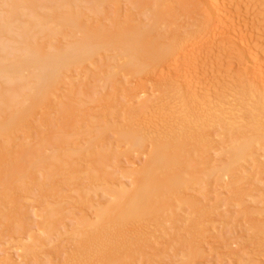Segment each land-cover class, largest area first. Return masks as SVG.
<instances>
[{
	"label": "rangeland",
	"instance_id": "374dc122",
	"mask_svg": "<svg viewBox=\"0 0 264 264\" xmlns=\"http://www.w3.org/2000/svg\"><path fill=\"white\" fill-rule=\"evenodd\" d=\"M112 1H109L110 6H108V7H105V5L106 6L109 5V4H107V2L104 5V7H102L103 5L102 6L100 5V7H102L103 10L102 9L100 10L99 6H98L99 10L97 9V7H94L97 9L96 11H94V13L96 12L95 13L96 18H94L95 15H93L94 16L93 17L92 14H90L92 12L89 9L90 7H92V6H90V4H89L90 7L88 9H86L88 7V5H81V6L79 5V6L80 7L85 6V7L80 8V9L81 10L86 9V11L85 10H82V11L86 12L85 14H87V16L89 17L88 19H90V17H92V18H94V20L97 19V21L100 22L99 21L100 18L105 20V17H107V18L109 17V16H107L108 13L110 15L115 11L114 16L112 14V16L115 17L117 10L124 11L122 9L126 8V6L124 7L125 4L123 6H120L121 5V3H120V5H119L120 9L119 8L116 9L117 7H119L118 6L119 3L115 4L116 0H114L113 4L117 5L115 8L111 4ZM163 1L165 3V0H161L159 2L160 5L162 4V5H164L165 8H167L165 5V4H167L169 10L171 11V12L169 11L170 15L166 17L167 21H168L169 19H171L170 18L171 15H174L172 12H175V13L178 12L179 8L176 6H177V3L179 0H173V1L172 0H166L167 3H165V4L161 3ZM219 1H221V3H219V4H220V8L222 10V11L220 10V12H222L220 15L222 16V14H224L223 15L224 16L223 25L222 26L218 25V26H216V28H214L215 26H213V28H212V26L211 27L209 26L210 28L208 27V29L207 28L203 29V31H202V33L204 32L203 37H202V33H201V34H199L201 36H199L198 38H194V40L196 42H198L201 38L205 37V39H206L208 37L207 34H210L212 36L215 33L216 34L215 49H213L214 51L211 50L212 52L210 50L208 52L207 47L204 46V49H203L202 46H200V45L197 46L196 52L197 51L198 52L196 53V56L198 57L197 58L198 59V64H197L198 66L196 68H193V69H195V70H193L192 68L191 69L189 68V66H188L189 63L186 64L187 66L184 65V68L186 66V68H185V70H186L185 71L186 72L185 77L187 79L186 83L187 82L192 83V84H190V83L185 84V86H187V87H185V89H184V87H182L183 90L180 89L181 87L179 85H178L179 87H176V86L174 87V86L169 84V82L173 83V82H171V80L176 77L177 73L175 74V72H176V70H179V68L181 67L180 63H179V65L177 64V66H179V68L175 65L176 63L174 62L173 58H172L173 59L172 62L175 63L174 64L175 66H173V67L176 69V70L173 69L174 73L166 71L167 67L169 65H172V62H171V64H167L168 66L166 64H164V65L162 64L163 66L162 65L159 66L158 72H160V73L157 72L154 75L155 77H150V76L148 77L146 74H143V75L140 74L141 76L136 75V74H128L129 76H127V74L125 72H122L123 71L122 66H123L124 61H125L123 59V53L121 51H119L117 53L116 52L115 53L110 52L109 53L110 55L107 56V58H106V55H104L105 57L104 56H99V57L97 56L98 58H96V60H95L97 63L95 65H90L89 63H86V64H89L88 67L86 64H84V67H83V65H81V66H74L73 69L71 68L70 73H69L68 78H67L68 81L64 80L62 82L63 85L62 84H61L62 86L60 85L61 90L64 92V94L61 90L57 92L60 94L61 97H63V99L60 98L61 100L59 101L58 100L59 98L57 97V101H59V103H58L55 99L57 95L56 96L53 95L55 97L51 96V98H50L51 101H52V98H54V100H53L54 103L57 102L56 104L52 103L53 107H55V108H53L51 106L52 104L48 105V103L50 101V99H49L47 101L48 103L45 105L46 107L42 106L40 108V106H38L42 112L39 111L40 109L37 107V109H35L37 115L35 114V116H34L32 114L34 117L33 116L31 117V115L28 117V118H32V121H30L31 119L28 120L30 122L27 124L25 122L26 121L25 120L24 125H22L23 123L21 122L22 124L17 125V126H19V127H17L19 130L14 128L17 131V133H15V131L13 130L14 131L13 133H15V134L11 133L13 135L11 137L9 135L8 139L0 138V178H1V175L6 176V173H5L6 167L9 168V165L13 166L15 164L14 162H15L17 156H19L20 154H22V155L25 154V156H26V153L29 156V158L27 159L29 161V162L27 161L28 164H27V162H26V164H23V166L27 165V167L22 166L23 167L22 169H21L20 165H22L23 162L18 161V160H21V159H19L20 156L17 157L18 158L17 161L19 162V164L18 163L17 164L20 167L19 169H21V170L19 172V169L18 170L17 169H11V172H12V170L16 171V172L13 171L14 173H11V174L17 173L15 179H14V175H12L13 178L10 177L11 174H9L10 172L8 170H6V171L9 172L8 173L9 176L7 175V180L10 179L9 182H7V180L4 179L6 177H4V178L2 177L3 179L1 178L3 180V182L7 183V185H8V183H11V179L15 181L16 185H11L12 184L11 183L8 187L5 184H3L4 187L6 186L5 187L7 189V191H6L3 188L2 184H0V253H1L0 254V261L7 259L8 253L5 254V251H7L8 249H11V250L15 251L14 254H16V258L19 259V260L16 259L17 263L15 262L14 264H63L64 262L67 261V258L69 256L74 254V253L73 254L71 253V255H69V253H68L69 251L75 252L74 250H76V251L80 250V247L82 246L81 243L85 240V238L88 237L87 235H89V234H87L88 229H91L89 227V223L93 222V223L97 224L98 222H96L95 219H98V221H99V217H98L96 212L99 211L100 209L105 208V207L110 208L111 206H114V204L116 203V198L113 196V193H114V195H116L118 192H120L123 189L133 190L135 188V185L133 183V178H130V177L134 171H138V170L140 171V170H142V168L143 169L145 168L146 163H147L148 158H149L148 155H150L149 152L151 150H153V148H154L153 144H154L155 140L156 141L158 140V138H159L158 136H160V135L157 134L158 135L157 136L155 133L156 136H153V133H152L153 131L151 132V130H153V128H151V130L149 132H146L147 135H149L147 137V138H149L148 140L143 139L142 137L139 138V140L143 139L142 142L144 141L143 142L144 143L143 148H136L135 146H133V150H132V147H131L132 145H131V142L129 141V133L131 134V131H135L137 129V127L143 121H146L147 119H148L147 121L150 120L152 122V120H151L152 118L151 119H149V118L153 115V112H155V110L159 112V110L161 109L160 110L161 114L168 116L167 118L175 119L176 121L173 122L174 123L173 125H171L172 123L169 124L170 128L167 129V127H168L167 126L165 128V131L162 130L163 132H158L163 136V137L161 136L162 140H161V137L159 138V142L161 144L162 143L167 144L165 142L174 143V145L173 144H168V145H171V147L175 146V148L179 147L181 145L183 147H185L184 145H187L185 148L181 147L183 149L182 153H181V149L178 148L181 159L179 160L178 165L176 167V168H178V170L175 171L176 170V168H175V170L174 171L172 170V172H177V173L181 172L179 176L185 174L187 177L189 176L188 178H190V175L191 176L193 174L197 175V173H199V172L202 173V171L204 170L206 173L208 172L207 177H205V175L203 176L205 179V180L203 179L204 181L202 180L201 177H200L201 179L198 178L200 180H198L196 178L200 182L202 180L203 181L202 183L196 182L194 180H192V181L190 180L191 182L194 181L196 183V184L194 183V185H193V183L191 184V182L188 179V181H189L188 183H190V184L185 183V185L180 186L177 189L178 191L176 190L175 194L177 195V197H172V195H170V194H174V192L169 193L170 198H169V200H168V198H166V202L168 200L169 204L171 203V205H169L167 203V205L170 207V210L168 209L169 207L166 208V206H167L166 203L164 205L165 199H163L164 200L163 206H165L164 207L165 210L167 209V210H169V212L164 213L165 212V210H164V212L161 214V211H160L159 216L155 215L153 217L154 221L152 218L151 221H153V223L150 222L151 223L150 224L148 222V224H150L148 226L146 224V226L143 229L140 237L139 236L136 237L133 235L134 238L136 237L135 240L138 238H143V237L145 238L147 236L145 238V245L146 246L148 243L147 242L148 240H146V239L151 240V242L153 240L154 243L152 242L153 243L152 245H151V242H150V246L148 243L149 247L148 246L145 247V245L143 246L145 248H148L147 250H151L149 252H152V253H149V255H148L147 253L144 252L145 251L144 249L138 248V247H141L143 244H140V246H138V247L136 246L137 245L136 244V245H133V247H132L133 243H131V245H129L127 243H126V245L123 244V246H125V248L127 247L126 251L124 252V250H123V252L125 254L126 253L131 254V252H129V250L133 251L135 249V251H137L136 254L141 255L140 252H142V251L144 252V254H146V256H145L142 253L144 255V258H142L143 255H142V257L141 256L139 257L138 255L135 256V254L132 253L134 255V258H133V255L129 254L133 259H135V260L137 259L138 263H136V261L134 260L135 264H189L190 262H191V264H197V263L198 264H264V262H263L264 259L262 257L264 254V241H263L264 240V237H263L264 236L263 235L264 234V228H263L264 227V217H263L264 213H262L264 211V205L262 202L264 200H262L263 194L262 193L260 195L258 194V191L264 192V152L263 151L261 152V150H264V143L263 144L261 143V141L263 142L264 139L260 140L259 141L260 143L259 142L257 143L258 146H256L257 144H255L252 147H250L249 145L245 144L247 140H255V141L258 140L259 136H261V133L264 132V130H263V128H264L263 127L264 126V114H262V113H264V103H263L264 102V91L262 92L261 90H259L260 93L259 92L254 93V96H253V95H251V93L248 92L250 86L247 85V83H246L247 82L246 80H248V82H250L249 79L254 78V75H253L254 74L253 73V70H254L253 65L254 64H253V62L255 63L256 59H254L252 57L255 54H257L256 52H259V51L261 52V51H263L262 49H264V0H219ZM117 2H119V1H117ZM120 2H122V0ZM153 3H155V2L153 1ZM86 4H87V2H86ZM57 5L58 4H56L55 7H57ZM145 7H147V8H145ZM145 7L142 8L143 10H140V11H142L143 14H144V12L145 13L147 12L146 14H144V16L146 15V17H148V15H147L148 13H149V17H151V16L153 17L155 11L152 12L151 10L153 8H154V10L157 9L156 5L154 7L153 6L152 7L145 6ZM161 7H163V6H161ZM66 8H68V7L66 6ZM74 8H76V7H74ZM148 8L151 9L150 12H148V10H149ZM181 8L182 9H181V11L179 10V14L177 13L178 15H177L176 19H178V17H179V20H177V21H180V19L182 20V17H183V15H182L183 14V12H182L183 6H181ZM2 9H4V7ZM161 9H163V8H161ZM210 9L211 8H209V6H207V4L203 3L201 12L206 11L205 13H208V12L212 11ZM87 10L90 11L89 15H88ZM107 10H108V13H106ZM112 10H113V12H111ZM120 11H118L119 15L123 14ZM59 12L61 13L62 10ZM166 12H168V10ZM125 13L126 12H124V14ZM134 13L135 14L138 13V15L140 14L138 10H137V12H135V10H134ZM180 13L182 16L180 15ZM85 14L83 12V17L86 16ZM97 14H99V15H97ZM143 14H140V15H142V17H144ZM102 15H105V17L103 18ZM117 15H118V13H117ZM112 16L110 15V17L107 20H112V18H113ZM122 16L124 17V15H122ZM134 16H136V15H134ZM142 17L140 16L141 22L145 23V20H146V22L148 20V24H151L153 22V21L149 22V20L153 19L152 17H151V19L149 17H148L149 19L148 18H142ZM88 19H87V17L84 18V20H88ZM183 19H184V17H183ZM140 20H139V23H140ZM171 20H173V19H171ZM136 21L137 20L135 18L134 23ZM174 21H175V18H174ZM226 21H228V22H226ZM44 22L46 23L45 25H44ZM164 22L166 25H168V22H166L165 20H164ZM83 23H85V22L83 21ZM105 23L107 24V21ZM144 23H141V24L146 26L147 24L146 23L144 24ZM177 23L178 22H176V25H177ZM42 24L44 27V28L42 27V29H45V27H46L45 30H47V29L48 30L47 31H45V30L41 31V32H39V33H42L41 36H39L40 34H36V36L37 35L38 36L37 37L34 36V37H36V39L39 38L38 42H40L41 45H42L41 42H43L45 45H47L46 49H47L48 45H50L52 43L51 44L52 46L55 45L54 47H56V48L58 47L59 49H61V51L65 49L64 51H62V53L63 52L68 53L71 50L72 44L75 41H77L79 38H81L80 34L79 35L77 34L78 28L75 29V27H74V30H76V33L74 30L70 29L72 27H70V28L67 27V30H66V26H65V30L63 29L61 31L62 27H60V29H59V27H57L58 31H55L57 29L54 27H56L57 25H55L53 23L54 26H51L52 22L48 18H47V20L43 19ZM97 24H99V23H97ZM135 24L138 27L141 25V24L138 25V22ZM169 24H170V22H169ZM181 24H183V23L181 22L180 25L179 24L178 25L181 26ZM161 25H163L164 29L167 28V26L164 25V23ZM144 26H143V28H145ZM174 26H175V24H174ZM158 27L160 28V26H158ZM175 27H172V28H175ZM230 27H232V30L239 33L240 37L245 41L244 46L242 45V42H238L233 37V35L231 33L232 30ZM139 28L143 29L141 26ZM159 28H157V29L160 30ZM171 29L168 27V31H170ZM205 30H206V32H205ZM49 31L51 34L49 33ZM166 31H167V29H166ZM158 32H159V33H157L158 35L155 33L156 36H153L154 38L155 37L157 38V42L159 39L160 40L163 39L162 37L160 38V36H159L160 34H163V32L162 33H161V31H158ZM164 33L166 34L168 32H165V30H164ZM53 35L55 38H57L56 39L57 41L56 40L52 41V39L54 38ZM210 35H209V38H207V39H210ZM157 36H159V37H157ZM34 37H32V38H34ZM40 38L42 41L40 40ZM211 38H213V36ZM33 40L31 39V41H33ZM164 41L166 42V40H164ZM162 42H163V40L160 43H162ZM8 44H10V43H8ZM34 44L36 45L38 43L34 42ZM198 44H200V43H198ZM14 45H17V44H14ZM14 45H13V47H14ZM68 45H70V46H68ZM10 46H12V43ZM54 47H52V48H54ZM226 47L228 48V51H227ZM21 48H24V46ZM49 48L50 47H48V49ZM246 49H248V50H246ZM48 51H50V50H48ZM226 51H227V53H226ZM119 55H120V57H119ZM261 55L258 56L257 60H259ZM14 57H16V56H14ZM105 58H106V60H104ZM117 58H119L118 62H117ZM12 59H15V58L12 57ZM16 59L14 61L18 60V59L17 60ZM100 59H101V61H100ZM175 60L178 61L177 59H175ZM258 63H260V62H258ZM263 74H264V72H263ZM25 75H26V77L28 75V78H29V79L27 78L28 80H30V78H31L29 76H32V78H34L33 73L31 75H29V72H26ZM130 75H133V76H130ZM166 75H167V77H166ZM72 76H73V78L74 77H76V78H74V80H73V78H71ZM164 78H166V79H164ZM240 78L242 79V81L240 80ZM9 79H11V78H9ZM151 79H155V83H152L153 81ZM14 80L19 82L17 79H14ZM156 80L157 81L160 80L159 81L160 83L166 80V81H168V83L163 82V85H162V83L160 84ZM226 80H228L229 82ZM238 82H240V83H238ZM203 85L205 88L203 87ZM244 85H245V87H244ZM156 87H158V88H156ZM188 87L192 89V90L190 89L193 93L192 95H197L195 93H197V91L199 90V87L201 90L203 89L202 90L203 92L205 91L204 93L206 95H202V96L199 95V97L196 96V98H198L199 100L196 99L195 96L193 99L192 95L189 96V94H188V90H187ZM224 87L227 89V91ZM237 88L238 89L242 88V89L238 90ZM193 89H195L196 91ZM206 89H208L209 91H207ZM232 90H234V91H232ZM140 91L143 94H141ZM249 91H251V87H250ZM184 92L186 93L185 96H183ZM255 92H257V90ZM224 93H226V94H224ZM223 94L225 95V97H224L225 100L222 97ZM66 95H68L67 100H68L69 95H70V97H69L70 99L73 97L71 100L72 102H70V103L67 102L68 104L66 105L67 107L69 104L72 105L71 109L70 108L68 109L70 112L69 111L67 112V110L65 112L61 110L62 108L66 107L64 105L66 102V100L64 99V98H66ZM138 95H140V96L144 95V97H141L142 100H140V101L136 100ZM145 95H146V97H145ZM187 95H188V97H187ZM213 95H215V96L217 95V96L222 97V98L219 97V98H221V100H220L221 103L223 102V104L221 105L222 108H220V111L223 110V111H227V112L222 111V113H221L219 111L220 112V115H219L218 111H215L214 109H212V107H213L212 105L215 103L212 101ZM244 95H247V97ZM185 97H187V98H185ZM200 97L201 98L203 97V98L201 99ZM167 98H168V100H167ZM70 99L68 101H70ZM209 100H211V101H209ZM19 101H20V99H19ZM248 101H250V102H248ZM180 103H182V104H180ZM250 103H251V105H250ZM252 104H253V106H252ZM25 105L28 106V102L25 103L23 106L26 107ZM47 105L49 106V108L47 107ZM63 105L65 107H63ZM223 105H224V107H223ZM248 105L250 106V108ZM23 106L20 105V107H23ZM56 106H57V108H56ZM177 106H179V107H177ZM229 109L231 111H229ZM37 110H38L39 114H38ZM237 111L240 113H238ZM106 112H108V113H106ZM136 112H138V113H136ZM174 112H178V113H174ZM230 112H232V113H230ZM33 113H35V112H33ZM45 113H47V114H45ZM63 113H65V114L68 113L67 114L68 117ZM228 113L230 114V116ZM10 114L8 113L9 116L12 115V114L11 115ZM150 114H152V115L150 116ZM216 114L219 118L218 121L216 120V118H217V116H215ZM226 114H228V115L226 116ZM144 115L146 117H144ZM221 115H224V116H222V118H220ZM233 115H234V117H233ZM231 116H232V118H231ZM238 116H240V117H238ZM89 117H91V118L89 119ZM107 117H110V118H107ZM136 117L138 118L137 120L135 119ZM142 117L144 118V120ZM201 117H203V118H201ZM223 117H225V118H223ZM228 118L231 120H228ZM235 118H237V120ZM250 118L252 121L250 120ZM131 119H135L133 122L134 123L133 125H131V123H130V121H133ZM203 119H204V121H203ZM220 119L221 120L224 119L223 120L224 123H221ZM238 119H240V120L238 121ZM184 120L185 121L187 120L186 123ZM135 121H137V122H135ZM140 121H141V123H140ZM178 121H180V122H178ZM182 121H183V123H182ZM209 121L211 123H213V125L215 127H211L213 125ZM235 121H238V122H236L237 124L235 123ZM176 122H178V123H176ZM193 122L195 123V125ZM232 122H234V123L231 124ZM117 123L119 125H117ZM135 123H138L139 125L137 124L136 125L137 127H134V128H136L134 130L133 126H135ZM228 123H230L231 126L235 125V124L239 125V128L241 126V129L237 130L238 128L236 127L237 129L235 130V128H234V130H233L232 127H231L232 129L229 128L230 125ZM48 124H50V125H48ZM176 124H179V125L181 124L180 126L177 125L180 129L184 125V127H183L184 129L182 128L181 130H179L177 128L178 129L177 130L176 129L177 126H175ZM186 124H187V126H185ZM196 124H197V126H196ZM208 124H209V126H208ZM222 124H224L223 125L224 127L221 126ZM255 124H256V126H254ZM152 125H153V122L151 125H149V127H151ZM226 125H227V127L225 128ZM140 126H139V129L141 128ZM260 126H261V129H260ZM172 128L174 130H176V132L172 133L173 132V130H171ZM242 128H244V129H242ZM147 129H150V128L147 127ZM60 130L62 132H60ZM166 130L167 131L169 130V131L167 132ZM259 130L261 131V133L258 132ZM124 131H125V133H124ZM170 131H172V132H170ZM245 131L250 132V133L247 134ZM254 131H255V133H254ZM146 133L143 131L140 134H143V137L146 138V136H145ZM169 133L173 134L174 136H171ZM200 133H202V134L205 133L206 136L202 135ZM178 134H181V136L183 135L185 140L181 139V137H179L180 140H177V138H174L175 141H174V139L171 140V138H168V137H172V138L177 137ZM126 135H128V137ZM208 135L211 137V141L208 138H206V139L209 140L210 143L206 142V140L205 141L203 140V136L205 138V137H209ZM166 136H167V139L165 138ZM178 136H180V135H178ZM199 136L200 137L202 136L201 137L202 140ZM123 138H124V140H123ZM33 139H34V142H33ZM183 140L186 142H184ZM126 141L129 142L130 144L126 143ZM145 141H146V143H145ZM181 142H183V143L180 145L179 143H181ZM25 143H27V144H25ZM22 144H23V146H21ZM168 145H166V146H168ZM2 147L3 148L5 147V148L3 149ZM149 147L150 148L153 147V148L149 149ZM247 148L250 151V153H248V156L250 158H248V156H247L248 159L247 158L241 159L238 162H235L236 163L235 165H232L234 163L231 164V162H233L234 159H232L233 157H231L232 154H230V152L233 150L234 154H238L242 150L247 149ZM2 149L4 151L3 152L4 155L7 154V155H5L4 160L8 156L6 159L7 161L5 160L6 164L2 159V156H3V154H1ZM32 149L35 150V151H32V152H34L33 155H31ZM29 150H30V153H28ZM146 150H148V151H146ZM206 150H207V154H206V156H204V153H206L205 152ZM24 152H26V153H24ZM213 153L216 156H214ZM60 154H61V156L63 154H65L67 157L66 158L64 155L65 159L66 160L71 159L70 162L68 163L69 160H67V164H64V162H66V161L61 162L59 160L61 158V157H59ZM81 155H82V157H81ZM25 156L23 157V159L26 160ZM53 156L59 157L58 160L62 164L61 167H59L60 170H62L63 169L62 167H64V166L68 167V169L65 168L66 170L63 169V171H60L59 168L57 169L58 166L56 167V164H58V163L57 162L55 163L52 161ZM51 157H52V159H51ZM64 157L61 159L64 160ZM102 157H104V159ZM214 157L217 158V160L215 159L216 161L213 162V163H215L213 165V163H210L211 161L209 159H211L213 161ZM48 158H50V159H48ZM261 158L263 159V162H262ZM56 159H55V161H58ZM97 159H100V161L103 159L102 160L103 164L100 162L98 163L99 160H97ZM256 159H257V162L255 161ZM25 160H24V163H25ZM47 162L49 164H51V166L53 165L51 168L52 171L56 167L57 171H56V169L54 170V172L56 173L55 174L56 176L53 175L50 177V175L54 174V172H52L50 170V167L48 168ZM207 162H209L212 166L210 167V164H209V166H207ZM218 162L220 165H218ZM220 162H222V163H220ZM205 163H206V166H205ZM261 163L263 164V166ZM43 164H45V165L47 164V165L42 166ZM225 164L226 165L229 164V166L232 165V167L235 169V171H230V173H226L225 168L227 166L224 167ZM95 165H97L96 166L97 168H100L99 172L97 171L99 169L94 168ZM98 165H100L101 167H98ZM43 167H44V170H43ZM101 168H103V169H101ZM206 168L208 170L210 169L211 171L210 172L208 170L206 171ZM221 168H222L221 171H224V173L220 172ZM26 169L27 170L29 169V170L27 171ZM32 169H34V172H32L33 171ZM46 169H49V171H47ZM95 169H97L96 170L97 172L94 171ZM193 169H195V170H193ZM217 169H219V171ZM3 171H4V173H3ZM46 171H47V173H46ZM182 171H184L183 172L184 174H182ZM49 172H50V175L48 174ZM252 172H254V173L252 174ZM30 173L35 175V176L34 175L31 176V179H30V176L28 178V175H30ZM210 173H214V174L211 175ZM208 174H210V176ZM186 176H184V177L181 176V177L184 180H186L185 179ZM201 176H202V174H201ZM32 177H34V178H32ZM209 177H211V178H209ZM22 179H23V182H25V184L20 183V181ZM0 183H2L1 180H0ZM235 183H238V185L237 184L235 185ZM122 184H124V185H122ZM126 184L131 185V187L130 186L127 187ZM239 184H240V187H241V184H243L242 189L240 187H236V186H239ZM223 185H225V186H223ZM11 186L13 189L11 188ZM125 187H127V188H125ZM245 187H246L248 195L243 194V196H242L241 190H243V192H244ZM9 188H11V189H9ZM231 188H233V189L229 190ZM238 188H239V190L241 189L240 191L238 190V192H240V193L235 192V190L237 191ZM180 189H181V191H180ZM248 189H250L249 190L250 193H248ZM252 189H253V191L254 190L257 191V192H253L254 193L253 195L251 192ZM220 193H222V194H220ZM255 193L258 194L259 197H257L258 195H256ZM238 194L241 196H239ZM167 195H168V193H167ZM234 195H235L236 199H234ZM237 195L239 197H242V198L238 199L239 197L237 198ZM245 195H247V197L244 198ZM249 196H252V197H249ZM174 198L176 199L175 200L176 202L178 201L177 202L178 206L175 205V202H171V201H173ZM180 199H184V203ZM250 199H252V201ZM263 199H264V197H263ZM95 200L98 202H96ZM225 201H226V203H225ZM254 201L256 203H254ZM95 202H96V204H95ZM191 202H194V203H191ZM191 205H193L194 208H192ZM198 205H199V209L202 210V212H200V215L198 213L199 212L198 207H195ZM240 205L241 206L243 205V206L241 207ZM251 205H252L253 209L252 208L249 209V206L251 207ZM95 206H98L99 208L98 207L96 208ZM172 206H174V207H172ZM236 206H237V208L235 209ZM203 208H206V209L203 210ZM207 208H208V210L212 209L215 212V214L213 212L212 218H211L212 211L210 213H208L209 211L207 210ZM254 208H255V210H254ZM195 209L198 212H196ZM251 210H253L254 211L253 214H255L253 216V218H252V216H250L253 214L249 213V212H251ZM246 211H249L248 214H250V215H248L246 213L249 216V218H247V215L245 214ZM235 212H236V214H235ZM255 212H257V214ZM238 213H239V215H238ZM226 215L228 216V218L226 217ZM243 215H244V217H243ZM43 216H45V219H43L44 218ZM214 216H215V218L219 216V218L215 219ZM220 216H222L223 219ZM229 217H231V218L234 217V219H232V220H234L233 223H231L232 222L231 218H230L231 221L228 220V222H226L227 220H225V219H229ZM90 218H91V220H90ZM183 219H185L186 221ZM79 220H80V222L82 220V222L80 223ZM255 220H257V222H254ZM161 222H163V223H161ZM200 222H202L204 224L206 223L205 224L206 228ZM214 222H216V223H214ZM245 222H247V223H245ZM79 223H80V226L78 227ZM199 223H200V225H199ZM211 223H213V225L214 224L215 225L213 226ZM241 224H242V226H241ZM255 224L260 225L261 228H259L260 226L258 227ZM101 225H103V224H100L99 228H96V230H101V228H100ZM209 225H210V227H209ZM237 225H238V227H237ZM109 226H111V225H109ZM157 226L159 227V229L157 228ZM198 226L205 228L204 232H202V231L201 232H202V234L205 233L204 235L207 236V239H206V236H204V235H202L200 237L201 234H200L199 229H202V228H199ZM110 230H111L112 234H113V232H115L114 230L112 231V228ZM110 230L108 229L109 234L104 233L105 236L108 235L106 237L110 236V233H111ZM108 231H106V232H108ZM85 233H86L87 237H85ZM104 234L101 233V235H104ZM244 235L245 236L247 235L246 236L247 239L245 238ZM161 236H163V237H161ZM197 236L200 237V241L201 240L206 241L207 245L205 243L204 244L206 245L205 247L209 248L208 249L209 253L208 254L204 253V255L202 254V255L198 256L197 258H195L196 257L195 256L194 257L195 262H193L192 259H193V256L195 254L193 252L196 248L195 245H198V243H199L201 246V244H202L201 243L202 241L200 242L199 238ZM35 237H37L36 240H35ZM203 237L206 240L202 239ZM242 237L245 239V241H243V243H242V240H244V239ZM144 238H143V240H144ZM260 238H261V240H260ZM131 239H133L132 236H131ZM131 239H129V241H131ZM194 239L196 241H198V242H195L197 244L194 243V241H195ZM40 240H41V242H40ZM44 240H45V242L43 244ZM249 240H250V242H249ZM164 241H166V242H164ZM232 241L234 244L232 243ZM36 242H37V244H36ZM61 243H63V244H61ZM211 243H212V245L214 244L216 246V247L214 245L211 246L213 248V250L210 248ZM244 243H245V245H244ZM71 244H73V245H71ZM27 245H29L31 247L28 250L29 251L28 254L25 255V258H24L22 256H24L23 251H25V250H23L22 247H24V249H25V246H27ZM193 245L195 246V248ZM68 246L70 248L72 247L73 249L71 248V250H69L70 248ZM135 246H136V248H135ZM235 246H236V248H235ZM62 247L64 248V250ZM66 247L69 249H67ZM202 247H204L203 244H202ZM136 249H139V250L141 249V251L136 250ZM147 250H146V252H148ZM219 250H220V252H219ZM235 250H237L236 251L237 254H236ZM189 251H192L188 254L189 257L191 258L190 262H188V260H190V258H187L188 256L186 255ZM213 251H215V252H213ZM110 252H111V250H110ZM112 252H114V251H112ZM210 252H211V254H210ZM192 253H193V256H192ZM125 254H123V257L125 256ZM17 256L18 257L20 256V257L18 258ZM26 256H28V257H26ZM137 256L141 259V261H138V258H135ZM224 256H225V258H224ZM183 257L184 258L186 257L188 260L186 258H185L186 259L185 260ZM23 259H24V261H23ZM182 259H184L185 261L184 260L182 261ZM119 262H121V261H119ZM119 262H115V264H118ZM186 262H188V263H186ZM261 262H263V263H261ZM6 263L8 264V262H5L4 264H6ZM71 263L73 264L72 261H71ZM125 263H126V261H125ZM1 264H2V262H1ZM66 264H67V262H66ZM99 264H101V262H99ZM121 264H123V262Z\"/></svg>",
	"mask_w": 264,
	"mask_h": 264
},
{
	"label": "bare ground",
	"instance_id": "6f19581e",
	"mask_svg": "<svg viewBox=\"0 0 264 264\" xmlns=\"http://www.w3.org/2000/svg\"><path fill=\"white\" fill-rule=\"evenodd\" d=\"M109 1H112V0H0V138H5V139H8L9 138V135H10V137L13 135V134H15V133H17V131L15 130V129H18L17 127H19V126H17V125H20V124H22V125H24L25 123H24V121L28 124L30 121H32V118H28L30 115H31V117L34 115L35 116V114L37 115V113H36V110L35 109H37V107L38 106H40V108L43 106H45L48 102V100L51 98V96L52 97H55L56 95V101H57V97L59 98L58 100L60 101L61 99H63V97H61L60 96V94L59 93H57L58 91H60L61 90V86L63 85L62 84V82L64 81V80H67V78H68V75H69V73H70V70H71V68L73 69L74 68V66H81V65H83V67H84V64H86V63H89L90 65H95L97 62L95 61L96 60V58H98L99 56H104V55H106V58H107V56H109L110 54V52H112V53H117V52H119V51H121L122 53H123V59L125 60L124 61V64H123V66H122V72H125L126 74H127V76H129L128 74H136V75H139V76H141L140 74H146L148 77L150 76V77H155L154 75L158 72V70H159V66H161L162 64L164 65V64H171V62L173 61V59H174V62L176 63H174V62H172V65H167L168 67H167V69H166V71H168V72H171V73H174V71H173V69L174 70H176L173 66H177V64L179 65V63H180V66L182 67H180L179 68V66H177L178 68H179V70H176V72H175V74H176V77L174 78V79H172L171 80V82H173V83H170L169 82V84L170 85H172V86H176V87H181L180 89H182V87H184V89H185V87H187V86H185V84H188V83H190V82H187L186 83V81H187V79H186V70H185V68H186V64L187 63H189V68L191 69H193V68H196L198 65V57L196 56V53L198 52H196V48H197V46H202L203 47V49H204V46L205 47H207L208 48V52H209V50L211 51H214L213 49H215V46H216V34L214 33V35H212L213 36V38H211L212 36L210 35V34H207L208 35V37L207 38H209V35H210V39H205V37L204 38H201L198 42H196L195 40H194V38H198L199 36H201V35H199V34H201L202 33V31H203V29H208V27L210 26H212V28H213V26H215L214 28H216V26H218V25H223V23H224V14H222V16L220 15L222 12H220V10H221V8H220V4L219 3H221V1H219V0H179L178 1V3H177V6L176 7H178L179 9H178V14H179V10L181 11V6H183V10H182V12H183V17H184V19H183V17H182V20L180 19V21L183 23V24H181V26H179L180 25V21H177V20H179V17H178V19H176L177 18V13H175V12H172L174 15H171V19H173V20H171V19H169L168 21L170 22V24H169V22L167 21V16H169L170 15V13H169V8H168V6H167V4H165V3H167L166 2V0H165V3H164V1L163 2H161V3H163V4H165L166 5V7L167 8H165L164 7V5H160V1L161 0H153L155 3H153V1L152 0H122V2H120L121 0H116V3L115 4H118V6L120 5V3H121V5L120 6H123L124 4V7L126 6V8L125 9H122V10H124V11H120V10H117V13H118V15H117V13H116V16L115 17H113L114 16V13H115V11L113 12V10L111 11V12H113L112 14H113V16H112V14H110L112 17V20H107L109 17H110V15H109V13H108V10L110 9H108L107 11H106V13H108V15L107 16H109L108 18L107 17H105V15H102V17L104 18L105 17V20L104 19H102V18H100V22H98L97 21V19H95L94 20V18H96V12L94 13V11H96L99 7H100V5L102 6V7H104V5L106 4V2H107V4H109V5H105V7H108V6H110V2ZM117 1H119V2H117ZM173 1V0H172ZM171 1V2H172ZM205 1V2H204ZM86 2H87V4H86ZM109 2V3H108ZM113 2H114V0L111 2V4L116 8V6L117 5H115V4H113ZM125 2V3H124ZM175 2V1H174ZM81 3V4H80ZM83 3V4H82ZM180 3V4H179ZM203 3H205V4H207V6H209V8H211L210 10H212V11H210V12H208V13H205L206 11H204V12H201V9H202V4ZM56 4H58L57 5V7H55L56 6ZM89 4H90V6H92V7H90L89 6ZM147 4V5H146ZM227 4V3H226ZM81 5H88V7L86 8V9H88L89 7V9H90V11H92L90 14H92V16L93 15H95V17L94 18H92V17H90V19H88L89 17L87 16V14H85L86 12V9H82V10H85V11H82L80 8H83V7H85V6H83V7H80ZM156 5V7H157V9H155L154 10V8L151 10V9H147L148 10V12H150V10L152 11V12H154V16L152 17L153 19L152 20H149V22H151V21H153L151 24H148V20H147V22H146V20H145V23L147 24L146 26H144L143 24H141V23H144V22H141V18H140V16L142 17V15H140V14H143V12L142 11H140V10H143L142 8H144L145 6H150V7H154ZM173 5V4H172ZM176 5V4H175ZM181 5V6H180ZM225 5V4H224ZM64 6V7H63ZM66 6L69 8H66ZM76 7V8H74V7ZM99 6V7H98ZM120 6L119 7H117L116 9H120ZM161 6H163V7H161ZM228 6V5H227ZM4 7V9H2ZM6 7V8H5ZM94 7H97V9L96 8H94ZM102 7H100L99 9L101 10L102 9ZM145 8H147V7H145ZM161 8H165L164 10L163 9H161ZM223 8V7H222ZM6 9V10H5ZM62 10V12L60 13L59 11H61ZM98 9V10H99ZM105 9V8H104ZM115 9V10H116ZM168 10V12H166L167 10ZM3 10V11H2ZM103 10V9H102ZM134 10H135V12H137V10L139 11V15H138V13H134ZM146 10V9H145ZM166 10V11H165ZM88 11V15H89V10H87ZM110 11V10H109ZM118 11H120L121 13H123V14H120L119 15V12ZM222 11V10H221ZM83 12H84V14L86 15V16H84L83 17ZM124 12H126L125 14H124ZM151 12V13H152ZM171 12V11H170ZM94 13V14H93ZM100 13V12H99ZM104 13V12H103ZM147 13V12H146ZM145 12H144V14H146ZM105 14V13H104ZM144 14H143V16H144ZM97 15H99V14H97ZM122 15H124V17L122 16ZM134 15H136V16H134ZM138 15V16H137ZM148 15V17H149V13L147 14ZM180 15H181V13H180ZM181 15V16H182ZM85 17H87V19L90 21H88V20H84V18ZM99 17V16H98ZM122 17V18H121ZM139 17V18H138ZM148 17H146V15L144 16V17H142V18H148ZM151 17H149L150 19H151ZM226 17V16H225ZM46 18V19H45ZM47 18L48 19H50V21L52 22V25L51 26H54L53 25V23L55 24V25H57L56 27H54V28H56L57 29V27H59V29H60V27H62L61 28V31L64 29L65 30V26H66V30H67V27H72V28H70V29H72V30H74V27H75V29L76 28H78L77 30V34L79 35L80 34V36H81V38H79L77 41H75L73 44H72V46H71V50L68 52V53H62V51H64V50H62L61 51V49H59L58 47L56 48V47H54L55 45H48V47H50L49 49H48V47H47V49L48 50H50V51H48L47 49H46V46L47 45H45L43 42H41L42 43V45L40 44V42H38L39 41V38H37L36 39V37L38 36H36V34H40L39 36H41V34L42 33H39V32H41V31H44L45 29H46V27H45V29H42V27H43V24H42V20L44 19V20H47ZM135 18H136V22L135 23H137L138 22V25H140L142 28H143V26L145 27V28H143V29H140L135 23H134V21H135ZM138 18V19H137ZM148 18V19H149ZM174 18H175V21L176 22H178L177 23V25H176V22L174 21ZM181 18V17H180ZM139 20H140V23H139ZM164 20L166 21V22H168V25H166L165 24V22H164ZM227 20V19H226ZM49 21V20H48ZM83 21L85 22V23H83ZM107 21V24L105 23ZM88 22V23H87ZM99 23V24H97V23ZM164 23V25H166L167 26V28H163V25H161V24H163ZM175 22V23H174ZM180 22V23H179ZM226 22H228V21H226ZM263 22V21H262ZM134 23V24H133ZM144 23V24H145ZM260 23V22H259ZM46 23L44 22V25H45ZM50 24V23H49ZM110 26H109V25ZM160 24V25H159ZM173 24V25H172ZM174 24H175V26H174ZM226 25V24H225ZM224 25V26H225ZM64 26V27H63ZM158 26H160V28L158 27ZM171 26V27H170ZM138 27V28H137ZM168 27L171 29L172 27H175V28H172L170 31H168ZM209 27V28H210ZM220 27V26H219ZM234 27V26H233ZM44 28V27H43ZM157 28H159L160 30H158ZM231 28V30H232V27H230ZM165 30V32H168V33H164V30ZM166 29H167V31H166ZM219 29V28H218ZM48 30V29H47ZM47 30H45V31H47ZM55 30V29H54ZM53 30V31H54ZM71 30V31H72ZM211 30V29H210ZM213 30V29H212ZM52 31V32H53ZM55 31H58V29L57 30H55ZM69 31V30H68ZM75 31V33H76V30H74ZM81 33H80V32ZM158 31H161V33L163 32V34H160L159 36H160V38L162 37L163 39H159L158 40V42H157V38L155 37H153V36H156L155 35V33L157 34V33H159ZM60 32V31H59ZM205 32H206V30H205ZM49 33H50V31H49ZM232 35H233V37L238 41V42H242V45L244 46L245 44V41L240 37V35H239V33H237V32H235L234 30H232ZM35 34V35H34ZM51 34V33H50ZM76 34V35H77ZM47 35V34H46ZM158 35V34H157ZM203 35H204V32L202 33V37H203ZM218 35V34H217ZM34 36H36V37H34ZM159 36H157V37H159ZM32 37H34V38H32ZM53 37H54V35H53ZM8 38V39H7ZM45 38V37H44ZM55 38V37H54ZM52 39V41L53 40H56L57 38H55V39ZM244 38V37H243ZM6 39V40H5ZM31 39L34 41V42H36V43H38V44H34V42L33 41H31ZM40 40H41V38H40ZM44 40V39H43ZM163 40V42L162 43H160L161 41ZM164 40H166V42L164 41ZM197 40V39H196ZM218 40V39H217ZM42 41V40H41ZM57 41V40H56ZM51 42V41H50ZM8 43H10V44H8ZM11 43H12V46H10L11 45ZM49 43V42H48ZM198 43H200V44H198ZM218 43V42H217ZM14 44H17V45H14ZM34 44V45H33ZM61 44V43H60ZM13 45H14V47H13ZM248 45V44H247ZM251 45V44H250ZM10 46V47H9ZM19 46V47H18ZM23 47L24 46V48H21V47ZM58 46V45H57ZM68 46H70V45H68ZM67 46V47H68ZM45 47V48H44ZM52 47H54V48H52ZM70 48V47H69ZM227 48V47H226ZM244 48V47H243ZM46 49V50H45ZM249 49V48H248ZM248 49H246V50H248ZM202 50V49H201ZM206 50V49H205ZM226 50V49H225ZM263 51H259V52H256L257 54H255L252 58H254V59H256V62L254 63L253 62V68H254V70H253V75H254V78L253 79H249L250 80V82H248V80H246L247 82V85H249L250 87H251V91H249L250 90V87H249V90H248V92L249 93H251V95H253L254 96V93H260V91L259 90H261L262 92L264 91V74H263V72H264V49H262ZM211 51V52H212ZM227 51H228V48H227ZM227 51H226V53H227ZM206 52V51H205ZM225 53V54H226ZM248 53V52H247ZM246 53V54H247ZM251 53V52H250ZM262 54V55H261ZM259 55H261L260 56V58H259V60H257L258 59V56ZM14 56H16V57H14ZM98 56V57H97ZM115 56V55H114ZM12 57L13 58H17L16 60L17 61H14L15 59H12ZM22 57V58H21ZM105 57V56H104ZM113 57V56H112ZM119 57H120V55H119ZM106 58L104 59V60H106ZM173 58V59H172ZM12 59V60H11ZM102 59V58H101ZM101 59H100V61H101ZM118 59L119 58H117V62H118ZM175 59H177L178 61H176ZM98 60V59H97ZM3 61V62H2ZM99 61V62H100ZM123 61V60H122ZM109 62V61H108ZM115 62V61H114ZM113 62V63H114ZM250 62V61H249ZM258 62H260V63H258ZM258 63V64H257ZM89 64H86L87 65V67H88V65ZM109 64V63H108ZM115 64V63H114ZM175 64V65H174ZM98 65V64H97ZM119 65V64H118ZM122 65V64H121ZM120 65V66H121ZM162 65V66H163ZM184 65H186L185 66V68H184ZM250 65V64H249ZM171 66V67H170ZM110 67V66H109ZM176 67V68H177ZM79 68V67H78ZM177 68V69H178ZM169 69V70H168ZM85 70V69H84ZM193 70H195V69H193ZM251 70V69H250ZM173 71V72H172ZM26 72H29V75H31L32 73L34 74V78H32V76H29V77H31L30 78V80H28L29 78H28V75H27V77H26ZM188 72V71H187ZM158 73H160V72H158ZM193 73V72H192ZM72 75V74H71ZM135 75V76H136ZM145 75V76H146ZM171 75V74H170ZM228 75V74H227ZM252 75V74H251ZM123 76V75H122ZM130 76H133V75H130ZM166 77H167V75H166ZM173 77V76H172ZM230 77V76H229ZM238 77V76H237ZM236 77V78H237ZM251 77V76H250ZM9 78H11V79H9ZM28 78V79H27ZM71 78H73V76L71 77ZM70 78V79H71ZM74 78H76V77H74ZM74 78H73V80H74ZM97 78V77H96ZM120 78V77H119ZM160 78V77H159ZM163 78V77H162ZM170 78V77H169ZM194 78V77H193ZM231 78V77H230ZM14 79H17L19 82H17L16 80H14ZM118 79V78H117ZM164 79H166V78H164ZM227 79V78H226ZM152 81V83H155V79H151ZM158 80V79H157ZM156 80V81H157ZM161 80V79H160ZM159 80V81H160ZM240 80L242 81V79L240 78ZM16 81V82H15ZM68 81V80H67ZM80 81V80H79ZM159 81H157L158 83H160ZM162 81V80H161ZM170 81V80H169ZM193 81V80H192ZM216 81V80H215ZM226 81H228V80H226ZM116 82V81H115ZM149 82V81H148ZM163 82H166V83H168V81H163ZM163 82H161L162 83V85H163ZM229 82V81H228ZM227 82V83H228ZM231 82V81H230ZM117 83V82H116ZM150 83V82H149ZM160 83V84H161ZM232 83V82H231ZM230 83V84H231ZM238 83H240V82H238ZM244 83V82H243ZM245 83V84H246ZM62 84V85H61ZM159 84V85H160ZM174 84V85H173ZM190 84H192V83H190ZM61 85V86H60ZM142 85V84H141ZM179 85V86H178ZM225 86V85H224ZM232 86V85H231ZM235 86V85H234ZM30 87V88H29ZM138 87V86H137ZM198 87V86H197ZM196 87V88H197ZM203 87H204V85H203ZM240 87V86H239ZM244 87H245V85H244ZM156 88H158V87H156ZM195 88V89H196ZM202 88V87H201ZM205 88V87H204ZM223 88V87H222ZM225 88V87H224ZM233 88V87H232ZM247 88V87H246ZM168 89V88H167ZM171 89V88H170ZM191 88H187V90H188V94H189V96H191L193 93H192V89L190 90ZM195 89H193V90H195ZM226 89V88H225ZM224 89V90H225ZM238 89V88H237ZM240 89V88H239ZM238 89V90H239ZM242 89V88H241ZM240 89V90H241ZM183 90V89H182ZM181 90V91H182ZM200 90V91H199ZM199 92L197 91V93H195V94H197V95H192V98L194 99V96H195V98H196V96L197 97H199V95L200 96H202V95H206L201 89H200V87H199ZM205 90V89H204ZM207 91H209L208 89H206ZM223 90V91H224ZM237 90V91H238ZM257 90V92H255ZM62 91V90H61ZM180 91V92H181ZM196 91V90H195ZM217 91V90H216ZM226 91H227V89H226ZM229 91V90H228ZM232 91H234V90H232ZM63 92V91H62ZM141 92V91H140ZM194 92V91H193ZM222 92V91H221ZM225 92V91H224ZM247 92V93H248ZM261 92V93H262ZM61 93V92H60ZM69 93V92H68ZM79 93V92H78ZM145 93V92H144ZM218 93V92H217ZM236 93V92H235ZM63 94H64V92H63ZM67 94V93H66ZM71 94V93H70ZM139 94V93H138ZM141 94H143L142 92H141ZM147 94V93H146ZM171 94V93H170ZM182 94V93H181ZM185 92H184V94H183V96H185ZM210 94V93H209ZM215 94V93H214ZM224 94H226V93H224ZM223 94V95H224ZM263 94V93H262ZM53 95H55V96H53ZM60 97H59V96ZM72 95V94H71ZM176 95V94H175ZM211 95V94H210ZM209 95V96H210ZM222 95V97H223V99H224V97H225V95L223 96ZM231 95V94H230ZM67 96L68 95H66V98H64L65 100H66V102H65V106L68 104L67 102H72L71 100H72V98L70 99L69 97H70V95H69V97H68V100L70 99V101H68L67 100ZM110 96V95H109ZM164 96V95H163ZM215 95H213V98H212V101L213 102H215L212 106V109H214L215 111H220V108H222L221 107V105L223 104V102L221 103V96H215ZM244 96H246L247 97V95H244ZM260 96V95H259ZM141 97H144V95L142 96H140V95H138L137 96V98H136V100L137 101H140V100H142L141 99ZM145 97H146V95H145ZM187 97H188V95H187ZM187 97H185V98H187ZM205 97V96H204ZM219 97H221V98H219ZM227 97V96H226ZM61 98V99H60ZM184 98V99H185ZM201 98V97H200ZM203 98V97H202ZM201 98V99H202ZM209 98V97H208ZM207 98V99H208ZM231 98V97H230ZM240 98V97H239ZM250 98V97H249ZM253 98V97H252ZM19 99H20V101H19ZM182 99V98H181ZM180 99V100H181ZM196 99H198V98H196ZM205 99V98H204ZM53 100H54V98H52V101H51V99H50V101H49V103H48V105H51L52 103H54L53 102ZM167 100H168V98H167ZM199 100V99H198ZM225 100V99H224ZM234 100V99H233ZM250 100V99H249ZM256 100V99H255ZM55 101V102H56ZM59 101H57L58 103H59ZM136 101V102H137ZM149 101V100H148ZM156 101V100H155ZM154 101V102H155ZM209 101H211V100H209ZM28 102V106H26V107H24L23 105L25 104V103H27ZM56 102V103H57ZM193 102V101H192ZM206 102V101H205ZM235 102V101H234ZM239 102V101H238ZM245 102V101H244ZM248 102H250V101H248ZM23 103V104H22ZM56 103H54V104H56ZM189 103V102H188ZM259 103V102H258ZM264 103V102H263ZM180 104H182V103H180ZM209 104V103H208ZM228 104V103H227ZM20 105L21 106H23V107H20ZM47 105V107L49 108V106ZM63 105V107H65ZM116 105V104H115ZM145 105V104H144ZM158 105V104H157ZM156 105V106H157ZM184 105V104H183ZM188 105V104H187ZM190 105V104H189ZM250 105H251V103H250ZM52 107H53V104L51 105ZM205 106V105H204ZM249 106V105H248ZM252 106H253V104H252ZM46 107V106H45ZM71 107H72V105L71 104H69L68 105V107L66 106L65 108H60L62 111H66L67 110V112L69 111L68 109L70 108L71 109ZM146 107V106H145ZM177 107H179V106H177ZM181 107V106H180ZM193 107V106H192ZM202 107V106H201ZM223 107H224V105H223ZM227 107V106H226ZM230 107V106H229ZM39 108V107H38ZM39 108V109H40ZM53 108H55V107H53ZM56 108H57V106H56ZM67 108V109H66ZM122 108V107H121ZM140 108V107H139ZM168 108V107H167ZM183 108V107H182ZM181 108V109H182ZM187 108V107H186ZM203 108V107H202ZM209 108V107H208ZM243 108V107H242ZM249 108H250V106H249ZM248 108V109H249ZM43 109V108H42ZM45 109V108H44ZM47 109V108H46ZM59 109V108H58ZM114 109V108H113ZM143 109V108H142ZM210 109V108H209ZM226 109V108H225ZM35 110V111H34ZM60 110V111H61ZM105 110V109H104ZM120 110V109H119ZM122 110V109H121ZM152 110V109H151ZM161 110V109H160ZM160 110H159V112L158 111H156L155 110V112H153V115L152 114H150V118L149 119H151L152 120V122H153V125L151 126V127H149V125H151L152 124V122L149 120V121H143L142 123H141V121H140V125L138 124V123H135V126H133V128L134 127H137L136 125L138 124L141 128L139 129V126L137 127V129L136 128H134V130L135 131H131V134L129 133V141L131 142V147H132V150H133V146H135L136 148H143V142H142V140L143 139H149V138H147L149 135H147V133L146 132H149L150 130H151V128H153V130H151V132L153 133V136H156L157 134H159L160 136H158L159 138L162 136L160 133H158V132H163V131H165V128L167 127V129L168 128H170V126H169V124L170 123H172L171 125H173L174 123V121H176L175 119H171V118H167L168 116H165L164 114H161V112H160ZM193 110V109H192ZM200 110V109H199ZM211 110V109H210ZM39 111H41V109L39 110ZM107 111V110H106ZM111 111V110H110ZM113 111V110H112ZM169 111V110H168ZM223 111V110H222ZM222 111H220L221 113H222ZM229 111H231L230 109H229ZM255 111V110H254ZM12 112V113H11ZM33 112H35V113H33ZM37 112H38V110H37ZM42 112V111H41ZM49 112V111H48ZM56 112V111H55ZM70 112V111H69ZM165 112V111H164ZM195 112V111H194ZM202 112V111H201ZM220 112H219V115H220ZM223 112H227V111H223ZM238 112V111H237ZM244 112V111H243ZM248 112V111H247ZM8 113L11 115V116H9L8 115ZM106 113H108V112H106ZM110 113V112H109ZM119 113V112H118ZM136 113H138V112H136ZM173 113V112H172ZM174 113H178V112H174ZM216 113V112H215ZM230 113H232V112H230ZM238 113H240V112H238ZM33 114V115H32ZM38 114H39V112H38ZM45 114H47V113H45ZM58 114V113H57ZM63 114H65V113H63ZM68 114V113H67ZM67 114H65L67 117H68V115ZM131 114V113H130ZM145 114V113H144ZM210 114V113H209ZM218 114V113H217ZM217 114L215 115V116H217ZM229 114V113H228ZM228 114H226V116L228 115ZM259 114V113H258ZM262 114H264V113H262ZM140 115V114H139ZM169 115V114H168ZM173 115V114H172ZM241 115V114H240ZM33 116V117H34ZM63 116V115H62ZM91 116V115H90ZM110 116V115H109ZM112 116V115H111ZM122 116V115H121ZM133 116V115H132ZM176 116V115H175ZM174 116V117H175ZM197 116V115H196ZM210 116V115H209ZM222 116H224V115H221L220 116V118H222ZM225 116V117H226ZM229 116H230V114H229ZM236 116V115H235ZM144 117H146L145 115H144ZM206 117V116H205ZM225 117H223V118H225ZM233 117H234V115H233ZM238 117H240V116H238ZM28 118V119H27ZM36 118V117H35ZM38 118V117H37ZM91 117H89V119H90ZM107 118H110V117H107ZM117 118V117H116ZM143 118V117H142ZM177 118V117H176ZM201 118H203V117H201ZM207 118V117H206ZM230 118V117H229ZM228 118V120H231V119H229ZM231 118H232V116H231ZM247 118V117H246ZM31 119V120H30ZM69 119V118H68ZM106 119V118H105ZM104 119V120H105ZM121 119V118H120ZM128 119V118H127ZM136 120L138 119L137 117L135 118ZM135 119H131V120H133V121H130V123H131V125H133L134 123V120ZM140 119V118H139ZM180 119V118H179ZM210 119V118H209ZM218 116H217V118H216V120L218 121ZM236 120H237V118H235ZM241 119V118H240ZM240 119H238V121L240 120ZM258 119V118H257ZM260 119V118H259ZM28 120H30V121H28ZM35 120V119H34ZM110 120V119H109ZM143 120H144V118H143ZM192 120V119H191ZM215 120V121H216ZM221 120V119H220ZM224 119H222L220 122L221 123H224V121H223ZM234 120V119H233ZM232 120V121H233ZM250 120H251V118H250ZM263 120V119H262ZM112 121V120H111ZM119 121V120H118ZM185 121V120H184ZM187 121V120H186ZM186 121H185V123H186ZM199 121V120H198ZM203 121H204V119H203ZM223 121V122H222ZM226 121V120H225ZM238 121H235V123L236 122H238ZM244 121V120H243ZM246 121V120H245ZM252 121V120H251ZM22 122V123H21ZM65 122V121H64ZM135 122H137V121H135ZM139 122V121H138ZM178 122H180V121H178ZM178 122H176V123H178ZM196 122V121H195ZM202 122V121H201ZM206 122V121H205ZM208 122V121H207ZM210 122V121H209ZM228 122V121H227ZM242 122V121H241ZM255 122V121H254ZM120 123V122H119ZM151 123V124H150ZM182 123H183V121H182ZM194 123V122H193ZM211 123V122H210ZM219 123V122H218ZM234 122H232L231 124H233ZM243 123V122H242ZM246 123V122H245ZM64 124V123H63ZM122 124V123H121ZM156 124V125H155ZM198 124V123H197ZM197 124H196V126H197ZM200 124V123H199ZM206 124V123H205ZM212 125H213V123H211ZM229 125H230V123H228ZM227 124V125H228ZM237 124V123H236ZM230 125V127L229 128H233V130H234V128H235V130L237 129V130H239V129H241V126H240V128H239V125ZM240 124V123H239ZM252 124V123H251ZM48 125H50V124H48ZM68 125V124H67ZM99 125V124H98ZM117 125H119L118 123H117ZM180 126L179 124H176L175 126ZM183 125V124H182ZM194 125H195V123H194ZM201 125V124H200ZM207 125V124H206ZM217 125V124H216ZM224 124H222L221 126L222 127H224L223 126ZM227 125L225 126V128L227 127ZM241 125V124H240ZM176 127V129L178 128L179 130H181L183 127H184V125H183V127L180 129L179 127ZM185 126H187V124L185 125ZM208 126H209V124H208ZM254 126H256V124L254 125ZM258 126V125H257ZM22 127V126H21ZM125 127V126H124ZM147 127L148 128H150V129H147ZM173 127V126H172ZM192 127V126H191ZM190 127V128H191ZM211 127H215L214 125L213 126H211ZM210 127V128H211ZM237 127V128H236ZM243 127V126H242ZM264 127V126H263ZM15 128V129H14ZM196 128V127H195ZM231 128V129H232ZM257 128V127H256ZM259 128V127H258ZM21 129V128H20ZM139 129V130H138ZM148 131H147V130ZM177 129V130H178ZM184 129V128H183ZM186 129V128H185ZM242 129H244V128H242ZM260 129H261V126H260ZM15 131V133H13L14 131ZM19 130V129H18ZM62 130V129H61ZM60 130V132H62ZM138 130V131H137ZM163 130V131H162ZM170 130V129H169ZM168 130V131H169ZM171 130H173V132L172 131H170V132H172V133H174V132H176V130H174L173 128L171 129ZM263 130H264V128H263ZM145 132L146 134H145V136H146V138L145 137H143V134H140V133H142V132ZM167 131V130H166ZM167 131V132H168ZM230 132V131H229ZM244 132V131H243ZM246 132V131H245ZM258 132H260L261 133V131L259 130ZM11 133H13V134H11ZM124 133H125V131H124ZM155 133H156V135H155ZM180 133V132H179ZM189 133V132H188ZM228 133V132H227ZM247 134H249L250 132H246ZM254 133H255V131H254ZM63 134V133H62ZM120 134V133H119ZM170 134V133H169ZM177 134V133H176ZM200 134H202V133H200ZM263 134V135H262ZM125 135V134H124ZM152 135V134H151ZM150 135V136H151ZM164 135V134H163ZM166 135V134H165ZM171 136H174L173 134H170ZM178 135H180V136H178ZM177 135V137H168V138H171V140L172 139H174V138H177V140H180V138L179 137H181V139H184L185 140V138H184V136L182 135L181 136V134H178ZM202 135H205V133L204 134H202ZM214 135V134H213ZM243 135V134H242ZM36 136V135H35ZM127 137H128V135H126ZM206 136V135H205ZM209 136V135H208ZM252 136V135H251ZM32 137V136H31ZM120 137V136H119ZM125 137V136H124ZM140 137H142L143 139L142 140H139V138ZM152 137V136H151ZM163 137V136H162ZM162 137H161V140H162ZM200 137V136H199ZM198 137V138H199ZM202 137V136H201ZM200 137V138H201ZM210 137V136H209ZM209 137H205L204 138V136H203V140L205 141L206 140V142H208V143H210V141H211V137L209 138ZM229 137V136H228ZM28 138V137H27ZM36 138V137H35ZM153 138V137H152ZM159 138H158V142H159ZM166 139H167V136L165 137ZM164 138V139H165ZM179 138V139H178ZM194 138V137H193ZM199 138V139H200ZM206 138H208V139H210V141L209 140H207ZM214 138V137H213ZM22 139V138H21ZM126 139V138H125ZM156 139V138H155ZM246 139V138H245ZM250 139V138H249ZM262 139H264V132L263 133H261V136H259V138H258V140H247L246 141V143L245 144H247V145H249L250 147H252L253 145H255V144H257L260 140H262ZM29 140V139H28ZM123 140H124V138H123ZM170 140V139H169ZM183 140V141H184ZM194 140V139H193ZM192 140V141H193ZM197 140V139H196ZM195 140V141H196ZM201 140H202V138H201ZM200 140V141H201ZM22 141V140H21ZM150 141V140H149ZM156 140H155V142H154V144H153V150H151L149 153H150V155H148V161H147V163H146V166H145V168L143 169L142 168V170H138V171H134L133 173H132V175H131V177L130 178H133V183H134V185H135V188L133 189V190H128V189H123V190H121L120 192H118L116 195H114V193H113V196L116 198V203L114 204V206H111L110 208H103V209H100L99 211H97L96 213H97V215H98V217H99V221H98V219H95V221L96 222H98L97 224H95V223H93V222H90L89 223V227L91 228V229H88V233L87 234H89V235H87L86 236V233H85V237H87V238H85V240L81 243V247H80V250H74L75 252H70L69 250H71V248L69 249V248H67V249H69L68 251V253H69V255H71V253L73 254V255H71V256H69L68 258H67V264H72L71 263V261L73 262V264H99V262H101V264H115V262H119V261H121V262H119L120 264L123 262V264H129L130 262L132 263V264H135V262H134V260L135 259H133L134 258V255L133 254H135V256L136 255H138L139 257L141 256L142 257V255L144 254V252L145 253H147L148 255H149V253H152V252H149V251H151V250H147L148 248H145V247H147L148 246V243H149V246H150V242H151V240H149V239H146V240H148L147 242V246L145 245V238L147 237H143L144 238V240H143V238H138V239H136L135 240V238L137 237V236H139L140 237V235L142 234V231H143V229L145 228V226H146V224H147V226L148 225H150L151 223H153V221H154V216L156 215V216H159V214H160V211H161V214L164 212V210H165V206H163V199H165V201H164V205H165V203H166V205H167V203L169 204V202H168V200H169V193H173L174 192V194H170V195H172V197H177V195L175 194L176 193V190L180 187V186H183V185H185V183H188L190 180L192 181V180H194V181H196V182H199V183H202L205 179H204V175H205V177H207V173L203 170L202 171V173H197V175H190V178H188L183 172L184 171H182V174H184V175H181V176H186L185 177V179L186 180H184L181 176H179L180 175V173L181 172H172V170L174 171L175 170V168L177 167V165H178V162H179V160L181 159L180 158V154H179V149L178 148H180L181 149V153H182V148L181 147H183L181 144L183 143V142H181V143H179L181 146H179V147H176L175 148V146H172L171 147V145H168V144H173L174 145V143H168V142H165V143H167V144H164V143H158ZM166 141V140H165ZM174 141H175V139H174ZM173 141V142H174ZM182 141V140H181ZM254 141V142H253ZM17 142V141H16ZM23 142V141H22ZM33 142H34V139H33ZM81 142V141H80ZM179 142V141H178ZM184 142H186V141H184ZM199 142V141H198ZM203 142V141H202ZM213 142V141H212ZM7 143V142H6ZM5 143V144H6ZM18 143V142H17ZM21 143V142H20ZM126 143H129V142H127L126 141ZM133 143V144H132ZM145 143H146V141H145ZM201 143V142H200ZM205 143V142H204ZM207 143V144H208ZM237 143V142H236ZM260 143V142H259ZM261 143L263 144L264 143V140H263V142L261 141ZM25 144H27V143H25ZM24 144V145H25ZM31 144V143H30ZM130 144V143H129ZM188 144V143H187ZM206 144V143H205ZM214 144V143H213ZM217 144V143H216ZM4 145V144H3ZM17 145V144H16ZM76 145V144H75ZM79 145V144H78ZM128 145V144H127ZM147 145V144H146ZM166 145H168V146H166ZM219 145V144H218ZM19 146V145H18ZM21 146H23V144L21 145ZM129 146V145H128ZM149 146V145H148ZM185 147L187 146V145H184ZM208 146V145H207ZM211 146V145H210ZM256 146H258V144L256 145ZM76 147V146H75ZM78 147V146H77ZM151 147V146H150ZM149 147V149H152V148H150ZM174 147V148H173ZM185 147H183V148H185ZM191 147V146H190ZM206 147V146H205ZM219 147V146H218ZM217 147V148H218ZM255 147V146H254ZM253 147V148H254ZM3 148V147H2ZM5 148V147H4ZM3 148V149H4ZM29 148V147H28ZM100 148V147H99ZM169 148V149H168ZM210 148V147H209ZM220 148V147H219ZM3 149H2V153L1 154H3V156H2V159H3V161L5 162V160L7 159V157H6V159L4 160V158H5V155H7V154H5L4 155V151H3ZM80 149V148H79ZM187 149V148H186ZM78 150V149H77ZM138 150V149H137ZM32 151H35L34 149H32L31 150V155H33V153L34 152H32ZM37 151V150H36ZM93 151V150H92ZM146 151H148V150H146ZM233 151V150H232ZM230 152V154H232L231 155V157H233L232 159H234V161L233 162H231V164L232 163H234V164H232V165H235L236 163L235 162H238L239 160H241V159H245V158H247V156H248V153H250V151L248 150V148L247 149H244V150H242L240 153H238V154H234V151L233 152ZM259 151V150H258ZM264 152V150H261V152ZM7 152V151H6ZM38 152V151H37ZM75 152V151H74ZM206 153H204V156H206V154H207V150L205 151ZM24 153H26V152H24ZM28 153H30V150L28 151ZM146 153V152H145ZM148 153V152H147ZM200 153V152H199ZM209 153V152H208ZM96 154V153H95ZM202 154V153H201ZM211 154V153H210ZM214 154V153H213ZM64 155L65 154H63L62 156L64 157ZM69 155V154H68ZM88 155V154H87ZM90 155V154H89ZM93 155V154H92ZM209 155V154H208ZM250 155V154H249ZM20 156V158L19 159H21V160H18V158L17 157H19ZM19 156H17L16 157V160H15V164L13 165V166H11V165H9V168H7L6 166V170H8V171H6L5 169V173H6V176L5 175H1V178L3 177H6V178H4L5 180H7V175L9 176V174H11V173H14V172H16V171H14V170H12V172H11V169H19L20 167L18 166V164H19V162H23L22 163V165H20L21 166V169L25 166V167H27V165H24L23 166V164H26V162L28 161L27 159L29 158V156H28V154L26 153V156H25V154L24 155H22V154H20ZM26 157V160L25 159H23V157ZM28 156V157H27ZM58 156V155H57ZM55 157V156H53V159H52V157H51V159H52V161L53 162H57L58 164H56V167H57V169L59 168V167H61V163H60V161L61 162H64V161H66V162H64V164H67V160H69L68 161V163L70 162V160L71 159H65V157H66V155H65V157H64V160L63 159H61V158H63L62 156H61V154H60V156L59 157H61L59 160H58V158L59 157ZM214 156H216L215 154H214ZM22 157V158H21ZM81 157H82V155H81ZM101 157V156H100ZM56 160H58V161H55V159ZM67 158V157H66ZM85 158V157H84ZM103 159H104V157H102ZM248 158H250L249 156H248ZM247 158V159H248ZM257 158V157H256ZM48 159H50V158H48ZM101 159V158H100ZM100 159H97V160H99L98 161V163L100 162V163H102L103 164V159L100 161ZM213 159V158H212ZM217 160V158H215L214 157V159H213V161L211 160V159H209L211 162L210 163H213L214 161H216ZM225 159V158H224ZM262 159V158H261ZM19 162H18V161ZM24 160H25V163H24ZM87 160V159H86ZM7 161V160H6ZM93 161V160H92ZM208 161V160H207ZM256 162H257V159L255 160ZM254 161V162H255ZM260 161V160H259ZM258 161V162H259ZM29 162V161H28ZM28 162H27V164H28ZM40 162V161H39ZM38 162V163H39ZM43 162V161H42ZM49 162V161H48ZM47 162V164H48V168L50 167V170L52 171V166H51V164H49ZM77 162V161H76ZM96 162V161H95ZM199 162V161H198ZM205 162V161H204ZM262 162H263V159H262ZM18 163V164H17ZM37 163V164H38ZM44 163V162H43ZM94 163V162H93ZM202 163V162H201ZM209 162H207V166H209V164H210ZM217 163V162H216ZM220 163H222V162H220ZM5 164H6V162H5ZM42 164V163H41ZM46 164V165H47ZM72 164V163H71ZM132 164V163H131ZM215 163H213V165H214ZM262 164V163H261ZM260 164V165H261ZM45 164H43L42 166H44ZM45 165V166H46ZM50 165V166H49ZM101 165V164H100ZM100 165H98V167H101ZM218 165H220L219 164V162H218ZM232 165H230L229 166V164L228 165H226L225 164V166L224 167H226L225 168V171H226V173H230V171H235V169L232 167ZM23 166V167H22ZM64 166V165H63ZM97 165H95V167L94 168H97L96 167ZM186 166V165H185ZM205 166H206V163H205ZM212 165L210 164V167H211ZM262 166H263V164H262ZM13 167V168H12ZM15 167V168H14ZM17 167V168H16ZM32 167V166H31ZM56 167H55V169H56ZM70 167V166H69ZM231 167V168H230ZM235 167V166H234ZM261 167V166H260ZM29 168V167H28ZM46 168V167H45ZM64 170H66L65 168H67L68 169V167H62ZM209 168V167H208ZM223 168V167H222ZM222 168L220 169V172H223L224 173V171H221L222 170ZM233 168V169H232ZM263 168V167H262ZM21 169H19V172H20V170ZM55 169H53V171L52 172H54V170ZM57 169H56V171H57ZM63 169L62 170H60V168H59V170L60 171H63ZM97 169H99V170H97ZM97 169H95L94 171L95 172H99L100 171V168H97ZM101 169H103V168H101ZM232 169V170H231ZM25 170V169H24ZM27 170V169H26ZM29 170V169H28ZM27 170V171H28ZM33 170V171H32ZM31 171L32 172H34V169H32ZM43 170H44V167H43ZM47 171H49V169H46ZM75 170V169H74ZM97 170V171H96ZM178 170V168H176V170L175 171H177ZM193 170H195V169H193ZM192 170V171H193ZM199 170V169H198ZM208 169L206 168V171H207ZM218 171H219V169H217ZM14 171V172H13ZM47 171H46V173H47ZM50 171V172H51ZM103 171V170H102ZM133 171V170H132ZM197 171V170H196ZM209 172L211 171L210 169L208 170ZM258 171V170H257ZM24 172V171H23ZM42 172V171H41ZM45 172V171H44ZM50 172L48 173L49 175H50ZM204 172V173H203ZM255 172V171H254ZM254 172H252V174L254 173ZM3 173H4V171H3ZM2 173V174H3ZM9 173V174H8ZM22 173V172H21ZM127 173V172H126ZM196 173V172H195ZM206 173V174H205ZM17 174V173H16ZM16 174H11L10 175V177H12L13 178V176L12 175H14V179H15V177H16ZM56 173L54 172V174H52V175H50V177L51 176H53V175H55ZM201 174H202V176H201ZM211 175L212 174H214V173H210ZM210 174H208L209 176H210ZM26 175V174H25ZM34 174H32V173H30V175H28V178H29V176H30V179H31V176H33ZM218 175V174H217ZM238 175V174H237ZM35 176V175H34ZM48 176V175H47ZM56 176V175H55ZM133 176V177H132ZM197 176V177H196ZM192 177V178H191ZM195 177V178H194ZM202 178V180H201V182L200 181H198V180H200L201 178ZM0 178V180L2 181V183H0V184H2V186H3V184H5L6 186H8L9 187V185L11 184V185H16L15 184V181L14 180H12L11 179V183H8V185H7V183L6 182H3V178L1 179ZM27 178V177H26ZM27 178V179H28ZM32 178H34V177H32ZM198 178H200V179H197ZM209 178H211V177H209ZM250 178V177H249ZM25 179V178H24ZM188 179H189V181H188ZM4 180V181H5ZM9 180L10 179H8L7 180V182H9ZM252 180V179H251ZM250 180V181H251ZM13 181V182H12ZM22 181V182H21ZM20 181V183L22 184H25V182H23V179ZM190 181V182H191ZM191 182V184L193 183V185H194V183L195 182ZM249 181V180H248ZM255 182V181H254ZM253 182V183H254ZM14 183V184H13ZM188 184H190V183H188ZM196 184V183H195ZM198 184V183H197ZM238 185V183H235V185ZM260 184V183H259ZM122 185H124V184H122ZM127 185V184H126ZM187 185V184H186ZM5 186V187H6ZM128 186H130L131 187V185H127V187ZM223 186H225V185H223ZM4 186H3V188L7 191V189L5 188ZM127 187H125V188H127ZM236 187H240V184H239V186H236ZM235 187V188H236ZM242 187H243V184H241V189H242ZM248 187V186H247ZM250 187V186H249ZM254 187V186H253ZM11 188H12V186H11ZM11 188H9V189H11ZM117 188V187H116ZM120 188V187H119ZM218 188V187H217ZM8 189V190H9ZM13 189V188H12ZM216 189V188H215ZM233 188H231V189H229V190H232ZM240 189V190H241ZM257 189V188H256ZM261 189V188H260ZM120 190V189H119ZM212 190V189H211ZM225 190V189H224ZM238 190H239V188L237 189V191L235 190V192L237 193L238 192ZM239 190V191H240ZM250 189H248V193H250V191H249ZM178 191V190H177ZM180 191H181V189H180ZM215 191V190H214ZM219 191V190H218ZM234 191V190H233ZM213 192V191H212ZM246 192V193H245ZM251 192H252V195L254 194L253 192H257V191H253V189L251 190ZM167 193H168V195H167ZM228 193V192H227ZM238 193H240V192H238ZM241 195L243 196V194H247V190H246V187H245V189H244V192H243V190H241ZM263 194V197H264V192H260V191H258V194L260 195V194ZM181 194V193H180ZM220 194H222V193H220ZM226 194V193H225ZM256 194V193H255ZM258 194H256V195H258ZM176 195V196H175ZM215 195V194H214ZM219 195V194H218ZM231 195V194H230ZM239 195V194H238ZM237 195V198L239 197V196H241V195H239L238 196ZM248 195V194H247ZM247 195H245L244 196V198L245 197H247ZM255 195V196H256ZM259 195L257 196V197H259ZM166 196V197H165ZM228 196V195H227ZM233 196V195H232ZM220 197V196H219ZM231 197V196H230ZM249 197H252V196H249ZM248 197V198H249ZM262 197V196H261ZM263 197H262V200H264L263 199ZM112 198V197H111ZM166 198H168V200H167V202H166ZM242 197H239L238 199H241ZM215 199V198H214ZM213 199V200H214ZM233 199V198H232ZM234 199H236V197H235V195H234ZM176 199L174 198L173 199V201H171V202H175V205H177L178 206V204H177V202L175 201ZM183 203H184V199H180ZM251 201H252V199H250ZM261 200V201H262ZM96 201V200H95ZM114 201V200H113ZM96 202H98V201H96ZM96 202H95V204H96ZM104 202V201H103ZM213 202V201H212ZM258 202V201H257ZM191 203H194V202H191ZM190 203V204H191ZM225 203H226V201H225ZM232 203V202H231ZM253 203V202H252ZM254 203H256L255 201H254ZM260 203V202H259ZM263 203V205H264V201L262 202ZM210 204V203H209ZM101 205V204H100ZM108 205V204H107ZM169 205H171V203L169 204ZM223 205V204H222ZM254 205V204H253ZM260 205V204H259ZM262 205V206H263ZM192 206V208H194L193 207V205H191ZM210 206V205H209ZM217 206V205H216ZM241 206V205H240ZM243 206V205H242ZM241 206V207H242ZM96 208L98 207V206H95ZM167 207H169L168 205L166 206V208ZM172 207H174V206H172ZM195 207H198V209H199V205L198 206H195ZM99 208V207H98ZM176 208V207H175ZM212 208V207H211ZM222 208V207H221ZM225 208V207H224ZM237 208V206L235 207V209ZM250 208H252V205H251V207L249 206V209ZM169 210H170V207L168 208ZM206 208H203V210H205ZM213 209V208H212ZM208 210V208H207V210L209 211L208 213H210L211 211H212V216H211V218L213 217V210ZM248 209V208H247ZM253 209V208H252ZM169 210H165V212L164 213H166V212H169ZM201 209H199L198 211H196V209H195V211L196 212H198L199 213V215H200V212H202V210L200 211ZM216 210V209H215ZM239 210V209H238ZM254 210H255V208H254ZM250 211V210H249ZM249 211H246L245 212V214L247 213L248 214V212ZM263 211V210H262ZM241 212V211H240ZM243 212V211H242ZM253 210H251V212H249L250 214H253ZM197 213V214H198ZM225 213V212H224ZM256 214H257V212H255ZM261 213V212H260ZM259 213V214H260ZM262 213H264V211L262 212ZM261 213V214H262ZM158 214V215H157ZM169 214V213H168ZM172 214V213H171ZM170 214V215H171ZM214 214H215V212H214ZM233 214V213H232ZM235 214H236V212H235ZM246 214V215H247ZM250 214H248V215H250ZM87 215V214H86ZM202 215V214H201ZM205 215V214H204ZM203 215V216H204ZM221 215V214H220ZM234 215V214H233ZM238 215H239V213H238ZM247 215V218H249V216ZM255 214H253V215H250V216H252V218H253V216H254ZM165 216V215H164ZM216 216V215H215ZM215 216H214V218H215ZM235 216V215H234ZM257 216V215H256ZM44 218L43 219H45V216H43ZM89 217V216H88ZM97 217V218H98ZM222 219H223V217L222 216H220ZM225 217V216H224ZM226 217L228 218V216L226 215ZM225 217V218H226ZM243 217H244V215H243ZM262 217V216H261ZM264 217V216H263ZM262 217V218H263ZM152 218H153V221H151L152 220ZM156 218V217H155ZM169 218V217H168ZM188 218V217H187ZM200 218V217H199ZM213 218V219H214ZM216 218H219V216L218 217H216ZM215 218V219H216ZM220 218V219H221ZM230 218L231 217H229V219H225V220H227L226 222H228V220L229 221H231L232 219H234V217H232L231 218V220H230ZM251 218V217H250ZM251 218V219H252ZM80 219V218H79ZM89 219V218H88ZM94 219V218H93ZM212 219V220H213ZM243 219V218H242ZM246 219V218H245ZM250 219V220H251ZM255 219V218H254ZM258 219V218H257ZM78 220V219H77ZM90 220H91V218H90ZM183 220H185V219H183ZM199 220V219H198ZM224 220V221H225ZM241 220V219H240ZM44 221V220H43ZM186 221V220H185ZM233 221L234 220H232V222L231 223H233ZM244 221V220H243ZM253 221V220H252ZM78 222V221H77ZM79 222H80V220H79ZM81 222H82V220H81ZM80 222V223H81ZM148 222L150 223V224H148ZM158 222V221H157ZM156 222V223H157ZM165 222V221H164ZM167 222V221H166ZM203 222V221H202ZM202 222H200V223H202ZM254 222H257V220H255ZM80 223H79V225H78V227L80 226ZM161 223H163V222H161ZM200 223H199V225H200ZM214 223H216V222H214ZM245 223H247V222H245ZM263 223V222H262ZM78 224V223H77ZM87 224V223H86ZM100 224H103V225H101V230H96V228H99V226H100ZM206 224V223H205ZM205 224L204 223H202V225L206 228V226H205ZM212 225H213V223H211ZM259 224V223H258ZM109 225H111V226H109ZM113 225V226H112ZM201 225V226H202ZM211 225V226H212ZM215 225V224H214ZM213 225V226H214ZM256 225V224H255ZM39 226V225H38ZM41 226V225H40ZM88 226V225H87ZM241 226H242V224H241ZM245 226V225H244ZM256 226H260V225H256ZM88 227V228H89ZM106 227V228H105ZM199 228H202V229H199L200 230V237L202 236V235H204L205 233H203L202 234V232H204V227H200V226H198ZM209 227H210V225H209ZM237 227H238V225H237ZM105 228V229H104ZM112 228V231L114 230L115 232H113V234H112V232H111V229ZM155 228V227H154ZM157 228L159 229V227L157 226ZM208 228V227H207ZM241 228V227H240ZM259 228H261V226L259 227ZM264 228V227H263ZM108 229L110 230V236L109 237H106V236H108V235H106L105 236V234L104 233H107V234H109V231H108ZM153 229V228H152ZM237 229V228H236ZM239 229V228H238ZM41 230V229H40ZM149 230V229H148ZM43 231V230H42ZM100 231V232H99ZM106 231H108V232H106ZM159 231V230H158ZM202 231V232H201ZM250 231V230H249ZM44 232V231H43ZM154 232V231H153ZM161 232V231H160ZM163 232V231H162ZM47 233V232H46ZM101 233H103L104 235H101ZM235 233V232H234ZM246 233V232H245ZM231 234V233H230ZM239 234V233H238ZM133 235L134 236H136L135 238L133 237ZM164 235V234H163ZM243 235V234H242ZM258 235V234H257ZM264 235V234H263ZM131 236H132V238L135 240H133V239H131ZM204 236H206V235H204ZM245 236V235H244ZM247 236V235H246ZM246 236H245V238H246ZM83 237V236H82ZM161 237H163V236H161ZM198 237V236H197ZM200 237H198L199 238V241H200ZM216 237V236H215ZM264 237V236H263ZM160 238V237H159ZM165 238V237H164ZM233 238V237H232ZM243 238V237H242ZM37 239V237H35V240ZM129 239H131V241H129ZM153 239V238H152ZM161 239V238H160ZM202 239H204V240H206L207 239V236H206V239L203 237ZM244 239V238H243ZM247 239V238H246ZM254 239V238H253ZM133 240V241H132ZM157 240V239H156ZM164 240V239H163ZM195 240V239H194ZM224 240V239H223ZM260 240H261V238H260ZM38 241V240H37ZM162 241V240H161ZM202 241V240H201ZM200 241V242H201ZM212 241V240H211ZM243 241H245V239L244 240H242V243H243ZM264 241V240H263ZM40 242H41V240H40ZM44 242H45V240L43 241V244H44ZM152 242L154 243V241L152 240ZM151 242V245L153 244ZM156 242V241H155ZM164 242H166V241H164ZM195 242H198V241H194V243ZM217 242V241H216ZM220 242V241H219ZM230 242V241H229ZM235 242V241H234ZM247 242V241H246ZM249 242H250V240H249ZM258 242V241H257ZM126 243L127 244H129V245H131V243H133L132 244V247H133V245H136L137 247L138 246H140V244H143L141 247H138V248H141V249H144L145 251L143 252H140V254L141 255H139V254H136L137 253V251H135V249L133 250V251H130L129 250V252H131V254L133 255V258L130 256L131 254L130 253H124L125 251H126V248H125V246H123V244H125L126 245ZM203 245H204V247L207 245L206 244V241H202L201 242ZM206 245H205V244ZM209 243V242H208ZM214 243V242H213ZM232 243H233V241H232ZM236 243V242H235ZM36 244H37V242H36ZM61 244H63V243H61ZM161 244V243H160ZM195 244H197V243H195ZM202 244H201V246H200V244L198 243V245H195L196 246V248H195V246H194V248H195V250L193 251L195 254H194V256H193V253H192V256H193V262H195V258H197L198 256H200V255H204V253H209L208 252V249L209 248H207V247H202ZM219 244V243H218ZM227 244V243H226ZM234 244V243H233ZM42 245V244H41ZM71 245H73V244H71ZM145 245V247H143ZM214 245V244H213ZM212 245V243L210 244V248L213 250V248L211 247V246H213ZM229 245V244H228ZM244 245H245V243H244ZM250 245V244H249ZM80 246V245H79ZM136 246H135V248H136ZM148 246V247H149ZM215 246V245H214ZM232 246V245H231ZM258 246V245H257ZM22 247V246H21ZM20 247V248H21ZM31 246H29V245H27V246H25V249H24V247H22L23 248V250H25V251H23V253H24V256H22V257H24L25 258V255H27L28 254V250H29V248H30ZM130 247V246H129ZM143 247V248H142ZM216 247V246H215ZM214 247V248H215ZM223 247V246H222ZM21 248V249H22ZM63 248V247H62ZM235 248H236V246H235ZM242 248V247H241ZM251 248V247H250ZM249 248V249H250ZM260 248V247H259ZM57 249V248H56ZM73 249V248H72ZM141 249L139 250V249H136V250H139V251H141ZM224 249V248H223ZM228 249V248H227ZM60 250V249H59ZM63 250H64V248H63ZM62 250V251H63ZM110 250H111V252H110ZM123 250H124V252H123ZM146 250L148 251V252H146ZM230 250V249H229ZM248 250V249H247ZM17 251V250H16ZM61 251V250H60ZM112 251H114V252H112ZM128 251V250H127ZM135 251V252H134ZM211 251V250H210ZM237 250H235V252H236ZM253 251V250H252ZM14 252L15 251H13V250H11V249H8L7 251H5V254H7L8 253V256H7V259H5V260H3V261H0V264H1V262H2V264H4L5 262H8V264H14L15 262H16V254H14ZM190 252H192V251H189L186 255L188 256L187 258H190L189 257V253ZM213 252H215V251H213ZM217 252V251H216ZM219 252H220V250H219ZM62 253V252H61ZM76 253V254H75ZM143 253V254H142ZM228 253V252H227ZM239 253V252H238ZM252 253V252H251ZM257 253V252H256ZM1 254V253H0ZM4 254V255H5ZM123 254H125V258L123 257ZM130 254V255H129ZM210 254H211V252H210ZM217 254V253H216ZM232 254V253H231ZM236 254H237V252H236ZM250 254V253H249ZM262 254V253H261ZM64 255V254H63ZM145 256H146V254H144ZM144 255H143V257L142 258H144ZM185 255V256H186ZM135 257V258H138V261H141V259L139 258V257ZM153 256V255H152ZM191 256V255H190ZM196 256V257H195ZM18 257V256H17ZM20 257V256H19ZM18 257V258H19ZM26 257H28V256H26ZM148 257V256H147ZM146 257V258H147ZM195 257V258H194ZM237 257V256H236ZM263 259H264V254H263ZM124 258V259H123ZM184 258V257H183ZM186 258V257H185ZM184 258V259H185ZM186 258V259H187ZM224 258H225V256H224ZM223 258V259H224ZM98 259V260H97ZM133 259V260H132ZM151 259V258H150ZM184 259H182V261L184 260ZM185 259V260H186ZM255 259V258H254ZM17 260H19V259H17ZM132 260V261H131ZM184 260V261H185ZM188 260V259H187ZM23 261H24V259H23ZM125 261H126V263H125ZM136 261V263H138L137 262V259L135 260ZM191 261V258H190V260H188V262H190ZM19 262V261H18ZM21 262V261H20ZM66 262H64L63 264H66ZM134 262V263H133ZM188 262H186V263H188ZM192 262V263H193ZM264 262V261H263ZM263 262H261V263H263ZM17 263V262H16ZM118 263V264H119ZM130 263V264H131ZM140 263V262H139ZM204 263V262H203ZM7 264V263H6ZM189 264H191V262L189 263ZM198 264V263H197Z\"/></svg>",
	"mask_w": 264,
	"mask_h": 264
}]
</instances>
